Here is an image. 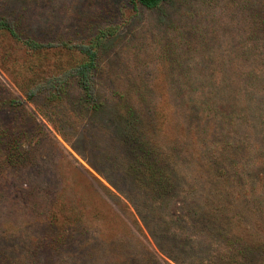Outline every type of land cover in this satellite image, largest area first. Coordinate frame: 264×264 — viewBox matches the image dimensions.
I'll return each instance as SVG.
<instances>
[{
	"label": "rangeland",
	"instance_id": "rangeland-1",
	"mask_svg": "<svg viewBox=\"0 0 264 264\" xmlns=\"http://www.w3.org/2000/svg\"><path fill=\"white\" fill-rule=\"evenodd\" d=\"M99 31V108L72 79L50 97L44 81L81 60L63 43ZM161 156L168 194L144 180ZM259 235L264 0H0V264H176L168 247L211 264L240 245L262 264Z\"/></svg>",
	"mask_w": 264,
	"mask_h": 264
},
{
	"label": "trees",
	"instance_id": "trees-1",
	"mask_svg": "<svg viewBox=\"0 0 264 264\" xmlns=\"http://www.w3.org/2000/svg\"><path fill=\"white\" fill-rule=\"evenodd\" d=\"M131 1L138 2L139 4L147 8H151V7H155L159 3L160 0H131ZM7 30L9 31V33L13 35L14 30L12 28L11 29L7 28ZM106 35H107V32L99 31L98 34H96L91 40H89L87 44L81 43V44L68 45V44L63 43L65 45V48L75 49V51L79 53V55L81 56V60L76 65H73L71 66V68L66 70L65 71L66 73H63V78L58 79L57 77H55L51 81H44V84L46 86L51 87L52 90L54 91L50 97L54 98L55 96V98L59 99L64 94L66 95L68 93L67 92L68 87L66 84H68L67 82L69 79H72L79 85L78 86L80 88L79 91L83 96L81 103H83V106H86V110L88 109L93 110V109L99 108L100 103L97 102L96 106H94L93 102H91L93 98V93H92V87L90 83V75L92 71L94 70V67L96 64L97 48L100 45L101 41H103ZM24 43H26L27 45L28 44L31 45V47L35 48L37 51H40L41 49L45 47V45L41 43L33 42L30 40H25ZM44 84H43V87H45ZM28 96L30 95L28 94ZM119 108H120L121 113H122V110L124 113L129 111L128 109H124L122 105H119L117 107L118 110ZM95 123L96 125L94 129H103V131L112 130L111 129L112 126L106 123L105 121L99 120L98 123L97 122ZM138 125L141 130V124H138ZM132 141H133V138H130V140L128 139L126 140L127 144L129 142L131 143ZM142 148L146 149L147 145L146 147H142ZM159 159L160 160L158 161L159 163L158 167H156L155 164L153 163H150L148 167L145 166L146 164L144 165V168H145L144 180H145L147 187L148 188L150 187L149 189L152 190L155 194H158L160 191L162 192V194H168L169 192L167 188L169 187L170 182L167 181L169 176L167 174V171L164 170L166 159L163 156H161ZM146 160L147 159H145V161ZM142 161H144V159L141 160V152H140L139 154L135 156L134 162L129 164L130 166L129 170H131L134 176L137 177L138 179H141V165L140 164ZM220 206L222 207L221 203H220ZM210 220H211L210 223L212 224H222L219 218H214V219L212 218ZM195 222L199 224L198 225L199 227L204 226L203 225L204 223L201 221L200 217H197L195 219ZM262 240H264V238L260 236L258 240L251 241V246L250 247L248 246L249 247L248 252L253 251V250L255 252L258 251L259 254L264 258V241ZM239 247L240 248L235 251L234 248H238V247L231 246L232 249L229 251L228 255L226 254L220 255V257L216 255V258L213 259V262L211 264H244L243 259H245L246 255L248 254L247 249H246L247 246L240 245ZM168 249H170L171 252H168ZM165 251H166L165 253L168 254L170 258L176 264L183 263L180 259L176 258L179 253L178 250L168 247L167 249H165ZM236 256H237V260H236Z\"/></svg>",
	"mask_w": 264,
	"mask_h": 264
}]
</instances>
